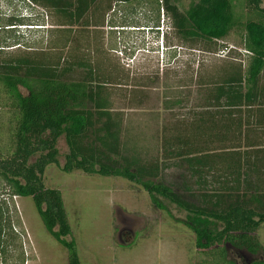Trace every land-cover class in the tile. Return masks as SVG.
Returning <instances> with one entry per match:
<instances>
[{
	"label": "trees",
	"instance_id": "obj_1",
	"mask_svg": "<svg viewBox=\"0 0 264 264\" xmlns=\"http://www.w3.org/2000/svg\"><path fill=\"white\" fill-rule=\"evenodd\" d=\"M30 2L52 10L62 28L86 30L98 24L92 12L99 10L100 0ZM162 11L176 39L192 49L204 46L211 52L210 46L242 29L247 56L245 68L229 63L226 70L224 65L197 85L205 89L202 109L193 113L192 122L183 120L181 132L163 139L161 158L168 161L163 163L143 159L145 149L123 135V119L113 113L111 94L120 84L113 83L116 75L111 70L78 57L75 47L66 59L25 48L5 53L20 45L13 39L5 45L4 34L14 33L16 25L11 19L2 24L0 237L2 210L12 206V198H30L45 232L66 250L67 264H80L74 241L67 240L71 229L61 194L44 185L47 167L58 166L56 146L63 138L68 149L63 173L123 179L139 185L156 209L164 211L162 201H166L185 212L184 225L194 234L198 251L195 264H235L227 260L225 245L251 256L260 253L256 233L264 224V188L260 181L241 179L237 164L229 162L236 153L222 145L225 128L221 130L219 124L225 112L245 101L244 91L264 90L259 87L264 73V7L260 8V0H195L180 11L177 0H163ZM75 42L64 38L66 46ZM204 109L210 112L204 115ZM172 167L180 179L177 189L173 181L164 180ZM251 264H264V259Z\"/></svg>",
	"mask_w": 264,
	"mask_h": 264
},
{
	"label": "rangeland",
	"instance_id": "obj_2",
	"mask_svg": "<svg viewBox=\"0 0 264 264\" xmlns=\"http://www.w3.org/2000/svg\"><path fill=\"white\" fill-rule=\"evenodd\" d=\"M194 1L177 0L179 10ZM98 8L92 16L99 28L69 30L58 26L61 20L52 10L30 0H0V22L5 26L11 19L16 25L14 33L4 34L5 45L12 39L20 45L5 53L25 48L66 59L75 47L78 57L111 70L116 75L113 83L120 84L111 91L112 110L123 119L124 137L145 149L146 161L168 162L161 158L163 139L181 132L183 120L192 122L193 113L202 109L205 89L197 85L224 65L226 70L229 63L245 68L244 32L233 30L207 52L204 46L192 49L176 39L162 11L163 0L129 4L100 0ZM242 15L247 18L245 6ZM65 37L76 39L75 46L64 45ZM56 148L58 166L47 167L44 185L61 194L71 229L67 240L74 241L80 264L196 263L195 236L184 225L188 222L185 212L166 201H162L164 211L156 209L139 185L123 179L63 173L68 154L63 138ZM174 170L168 168L164 180L176 186L180 179ZM11 202L9 209L2 210L0 264H67L66 250L45 232L31 199L12 198ZM256 239L262 247L258 255L225 245L227 260L235 264L262 261L264 224Z\"/></svg>",
	"mask_w": 264,
	"mask_h": 264
},
{
	"label": "crops",
	"instance_id": "obj_3",
	"mask_svg": "<svg viewBox=\"0 0 264 264\" xmlns=\"http://www.w3.org/2000/svg\"><path fill=\"white\" fill-rule=\"evenodd\" d=\"M259 87L264 89V73ZM242 95L245 101L227 114L225 112V120L219 124L221 130L225 128L222 145L225 148L230 146L231 154L236 153V157H231L229 162L237 164L241 179L260 181L264 188V90L244 91ZM202 112L206 115L210 110L204 109Z\"/></svg>",
	"mask_w": 264,
	"mask_h": 264
},
{
	"label": "clouds",
	"instance_id": "obj_4",
	"mask_svg": "<svg viewBox=\"0 0 264 264\" xmlns=\"http://www.w3.org/2000/svg\"><path fill=\"white\" fill-rule=\"evenodd\" d=\"M2 18H4V16L2 15ZM2 20V19H1ZM1 30H2V22H0V33H1ZM157 32V30H156ZM2 196L0 195V200H1Z\"/></svg>",
	"mask_w": 264,
	"mask_h": 264
}]
</instances>
